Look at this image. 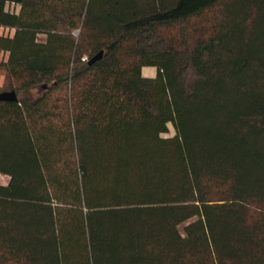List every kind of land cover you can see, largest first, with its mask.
I'll return each instance as SVG.
<instances>
[{
    "label": "trees",
    "instance_id": "1",
    "mask_svg": "<svg viewBox=\"0 0 264 264\" xmlns=\"http://www.w3.org/2000/svg\"><path fill=\"white\" fill-rule=\"evenodd\" d=\"M0 75V264H264V0H0Z\"/></svg>",
    "mask_w": 264,
    "mask_h": 264
},
{
    "label": "rangeland",
    "instance_id": "2",
    "mask_svg": "<svg viewBox=\"0 0 264 264\" xmlns=\"http://www.w3.org/2000/svg\"><path fill=\"white\" fill-rule=\"evenodd\" d=\"M44 37H45L44 35H40V39H44ZM142 72H143V75H145V76H154L157 72V69L154 66H144L142 68ZM2 80H3V76L0 75V84L2 83ZM170 127H171L170 134H173L174 128L172 125ZM8 180H9V176L4 175V174H0V182L1 183H7Z\"/></svg>",
    "mask_w": 264,
    "mask_h": 264
},
{
    "label": "water",
    "instance_id": "3",
    "mask_svg": "<svg viewBox=\"0 0 264 264\" xmlns=\"http://www.w3.org/2000/svg\"><path fill=\"white\" fill-rule=\"evenodd\" d=\"M0 100L14 101L17 100V94L14 90L0 93Z\"/></svg>",
    "mask_w": 264,
    "mask_h": 264
}]
</instances>
